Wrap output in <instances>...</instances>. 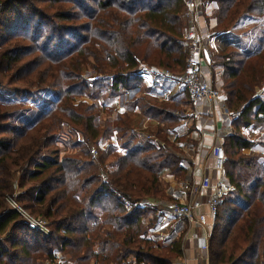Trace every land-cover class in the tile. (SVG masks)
Returning <instances> with one entry per match:
<instances>
[{"label": "trees", "instance_id": "trees-1", "mask_svg": "<svg viewBox=\"0 0 264 264\" xmlns=\"http://www.w3.org/2000/svg\"><path fill=\"white\" fill-rule=\"evenodd\" d=\"M212 1L218 5L214 34L220 42L214 67L223 75L227 108L239 116L224 137L225 174L233 190L217 207L209 264H264V156L248 152L254 145L248 129L264 126V99L257 93L264 84V0ZM0 4V87L14 72L27 74L22 79L30 87L58 90L54 106L30 125L15 123L0 101V264H181L180 238L159 251L147 236L153 223L145 225L148 208L142 203L167 197L160 175L165 169L184 174L182 158L150 142H135L128 134L135 122L129 111L101 126L96 104H75L74 99L105 80L111 96L120 87L141 84L135 73L142 63L183 73L188 47L184 0ZM246 16L263 19L255 50L245 51L229 39ZM19 39L31 44L15 45ZM30 51L38 54L25 60ZM88 68L98 80L83 78ZM145 92L156 94V89ZM142 111L154 119L175 118L153 105L143 104ZM63 123L85 139L74 142L82 144L77 155H59ZM113 133L125 153L112 143L100 150L98 160L107 173L102 179L89 147ZM10 197L45 220L50 234L32 229Z\"/></svg>", "mask_w": 264, "mask_h": 264}, {"label": "rangeland", "instance_id": "rangeland-1", "mask_svg": "<svg viewBox=\"0 0 264 264\" xmlns=\"http://www.w3.org/2000/svg\"><path fill=\"white\" fill-rule=\"evenodd\" d=\"M215 4H217L216 1ZM186 7L187 5H185L184 20L185 18H188ZM0 8H1V4H0ZM216 10L211 11V14H207V12L209 11L205 10V8H202L200 10L198 25L203 30H206V32L210 34L215 33L216 30L215 29L216 18L214 17ZM186 24H184V27L186 26ZM262 24H263V19L261 17L246 16L242 18L234 26L232 31L229 33V39L231 42L235 43L237 46H239L245 51L255 50L258 48V43L256 39L260 36ZM19 43L23 45L31 44L29 42L21 40L17 42L15 45ZM12 44L13 43H11V46H13ZM217 44H218L217 50L213 51V55H212L213 74L215 79L214 83L218 86V88L221 90L223 95H226V91L224 87V79L221 70L217 68V66L214 67V63L216 62L215 56L220 51V46H219L220 42L218 41ZM37 54H38L37 52L30 51L29 55H27V58H25V60L33 59ZM142 65L150 68H159L157 66H152V65L150 66L146 63H142ZM91 72H93V70L88 68L84 72L85 74H82L83 78H87L89 80L88 76L99 75L97 73H91ZM26 75L17 74V73L14 74V72H11L10 78L5 80L4 83L5 85L3 84V86L0 87V101L3 102L6 108L12 112L14 116L12 118L15 121V123L30 125L32 122L35 121L36 117H38V115L42 111L50 109L54 106L55 101L58 99V90L39 89L38 87H36V85L30 87V85L24 84L23 82L22 78H24ZM140 80H141L140 81L141 84L139 85H131V86L129 85V86L120 87L119 91L114 96L110 95L109 89L107 88V86H105L109 82V80H105L103 82L104 84L103 86L95 87L92 90L88 89L83 96H76L74 99V103L77 104L79 102H87L89 104H94V105L96 104L98 111V123L101 126H103L106 123V121L109 119L114 120L117 114L123 115L129 111V114L132 115L135 122L133 123V126L129 129L128 134H134V136L136 137L135 142H139L142 140L149 142L148 140L145 139L147 135H144L143 133V130L148 127L147 129L144 130L145 133L155 134L159 137V139L166 140L165 142L167 148H162L163 150L168 149L169 151L174 152L175 154L179 155L180 158H182L183 163H186L185 165L186 167L183 166L184 174L180 172L178 175H176L171 170L165 169L160 175L162 187L165 189L167 197L150 198L151 200H154L159 204L157 206L163 207V205L174 200L176 197V196L173 197L170 194L169 187L163 183L164 180L163 178L166 175H169L174 180L175 184L173 186L175 191L177 188L178 190L181 189L179 185L182 184L183 187L181 189V194H183L184 197H189V194L191 192L190 190H192L193 185L195 183V176L193 175L195 171L194 170L195 166L193 165L194 156L197 153L198 154L201 153L203 149V142H202L203 128L209 130L212 135H213V130L208 129V126H206L209 122V121L206 122V116L203 119H199L196 118L195 116L189 115L191 112L197 111V106L192 104L189 100L183 98L177 92V88L175 86L171 85L170 94H168L169 90L167 91L166 89H163V92L157 91L159 93L149 95L145 92V89L147 87L149 88L150 86L147 85L146 83H143L142 78H140ZM131 90H133L132 94L129 93ZM257 93L264 99V84L259 88H257ZM123 94L126 95L121 97L120 95ZM179 95L180 97H178ZM142 98L145 99L141 100ZM173 98H175V101L173 100ZM136 102L137 105H134L133 109H131V105H133L134 103L136 104ZM143 104H146L148 106H152V105L157 106L165 110L166 112H170V114L174 115L175 118L171 117L169 119L162 120V119H154L150 116L144 115L142 111ZM121 105H123L125 111L119 110L120 107H122ZM133 130H136V132H133ZM179 130H181V133L176 137L175 140H173L170 133L173 132L176 133ZM252 130L253 129H248V132L249 134L251 133L249 137L253 138L254 145L252 148L248 150V152L252 154L261 153V155H264V126L258 128L254 132H252ZM113 134H115L118 137L116 133ZM111 135H109L104 140L110 142ZM118 139L120 141L119 142L120 144L117 147V152L119 154H124L125 151H121V150L119 151V148H121L122 150L124 148L122 147L121 140L119 137ZM76 141L83 142L85 141V139L80 132L74 130L68 124L63 123L61 125L59 138L56 143V146L59 148L60 157H63L65 155L79 154L82 149V144L79 143V145L75 147L74 142ZM108 146L109 143L103 145L100 144L96 145L94 143L89 147L91 157L95 161L97 169L98 170L100 169L99 171L102 179L107 178V173L103 170L102 165L98 160V156L100 154V150H105V148H107ZM93 168L94 167L91 168L90 170L91 172H95ZM18 193H20V189L18 188V186H16L15 195H17ZM10 199L14 201V198L10 197L8 199L9 202ZM146 210H147V214L144 220L145 225L148 226L151 220L153 226L158 225L160 227V225L157 224L156 211L154 212L151 209H146ZM26 212L30 216L39 219L38 217L30 214L28 210H26ZM99 215L101 216V218L105 217V214L100 211H99ZM153 218L154 221L152 220ZM161 229L162 228H158L157 230L154 231V228L151 229L148 228L149 231L147 233L148 237H152L154 239L155 246L159 249V251H161L163 247L169 246L172 241H175L179 238L181 239L183 247L187 246L186 241L184 239L185 237L184 228H180L179 230H175V231H172V227H166L163 230ZM169 232H170L169 237H171L170 240L172 241L165 242L163 238L166 237L163 236H166L167 234H169ZM57 254H59L60 257L62 256V253L60 252ZM182 261H184L183 257L179 259V262Z\"/></svg>", "mask_w": 264, "mask_h": 264}, {"label": "built area", "instance_id": "built-area-1", "mask_svg": "<svg viewBox=\"0 0 264 264\" xmlns=\"http://www.w3.org/2000/svg\"><path fill=\"white\" fill-rule=\"evenodd\" d=\"M184 2L185 5H187L186 10L188 13V26L184 30V36L187 39L188 45L184 73L176 74L171 72L169 69L150 68L141 65L135 75L141 77L143 79V83H146L150 87L158 86L157 90L159 92H163V89H166L167 91L169 90L168 94H170L171 85L175 86L177 88V92L183 98L189 100L197 107H206L209 109V116L213 118V111L216 110L218 103L223 96L221 90L214 83L215 79L212 64V55L213 51L217 50L218 40L216 34H210L206 32V30H203L198 25V21L200 10L202 8L209 11H206L207 14H211V11L217 9V4H215V1L212 0H184ZM88 77L90 81H96L100 76L90 75ZM132 92L133 90L129 93L132 94ZM125 95L126 94L120 96L122 97ZM180 95L178 97H180ZM173 100L175 101V98H173ZM121 106L122 107H120L119 110L125 111L123 105ZM223 109L225 115H227L231 120L239 116V112L229 111L226 104L223 106ZM189 115L195 116L199 119H203L204 117L198 111L191 112ZM144 130V135H147L145 138L146 140L155 145L157 148H167L165 142L166 140L159 139V137L155 134H147ZM133 132H136V130H133ZM180 133L181 130L176 133H170V135L173 140H175ZM226 135L227 134H224V130L220 126L219 122L215 120L213 125L212 144L208 155V159L212 160V166L207 165L204 168L199 181L194 183L192 190H190L189 199L182 196H176L174 200L163 205V207L157 206L159 204L154 200H147L142 203V205L147 208H157V224L160 226L165 225L170 218H177L184 219L192 225L201 227L203 235L198 237V246L203 253V260L205 261L204 264H209V240L215 222L217 207L224 201L230 191L233 190V186L229 183L225 174V161L227 156L223 142ZM110 140V142L102 140L100 145L112 143L117 147L119 146L120 141L115 134L111 135ZM120 150L124 151V149L122 150L119 148V151ZM182 165L184 166L183 162L181 163V166ZM210 168L220 175L217 178H214L208 172ZM10 202L12 206L25 217L32 229H37L45 235L50 234L51 230L45 220L36 219L30 216L23 207L12 199H10ZM125 204L129 205V202H125ZM204 205L208 206L209 212L214 218L213 224L207 223L205 214L198 213ZM181 264L188 263L186 261H182Z\"/></svg>", "mask_w": 264, "mask_h": 264}, {"label": "crops", "instance_id": "crops-1", "mask_svg": "<svg viewBox=\"0 0 264 264\" xmlns=\"http://www.w3.org/2000/svg\"><path fill=\"white\" fill-rule=\"evenodd\" d=\"M149 88H155L156 93H159V92H157L158 91L157 86H152ZM160 94H162V93H160ZM225 99H226V95H223L222 98L220 99V102L218 103L216 110L213 111L214 112L213 118H211L209 116L210 115L209 109H207L206 107L205 108L204 107H197V111L200 112L204 117L206 116V122L209 121L208 124L206 125V126H208V129L213 130L214 122H215V120H217L219 122L220 126L223 128L224 134H228L230 131H232V120L227 115H225V113H224L223 106H225V104H226ZM202 133H203L202 134L203 149H202L201 153H199V154L197 153L194 156V161H193V165L195 166V171L193 174L195 176V183L199 181L201 174L204 171V168L207 165L212 166V160L208 159L210 147L212 144V134L210 133L209 130H206V128H203ZM182 162H183V160H181L180 166H181ZM183 164H184V166L186 165V163H183ZM182 167H183V165H182ZM208 172L214 178H217L220 175L219 173L212 170L211 168L208 170ZM163 179H164L163 183L169 187V189H170L169 192L173 197L174 196L184 197L183 194H181V189L183 187L182 184L179 185L181 189L178 190V188H177L175 191L174 186H173L175 184L174 180L169 175H166ZM185 198L188 199L189 197H185ZM148 209H151L155 212L157 208L148 207ZM156 213H157V211H156ZM198 213L205 214L207 223L213 224L214 218L210 214L208 206L204 205L198 211ZM156 218L158 221L157 215H156ZM166 227H172V231L179 230L180 228L185 229L184 230V234H185L184 239L186 241L187 246L183 247V260L184 261H186L188 264H204L205 263V261L203 260V253L198 246V237L203 235V230L201 227L192 225L184 219H177V218H170L167 221V223H165V225H163V226H160V227L158 225L153 226L154 231L157 230L158 228H162L161 230H163ZM169 235H170V232L166 236H163V237H166V238H163V240L165 242L166 241H172V240H170L171 237H169ZM158 237H159V235H158Z\"/></svg>", "mask_w": 264, "mask_h": 264}]
</instances>
